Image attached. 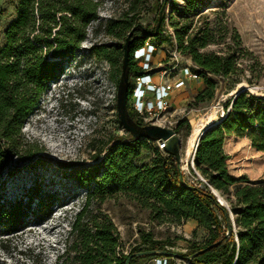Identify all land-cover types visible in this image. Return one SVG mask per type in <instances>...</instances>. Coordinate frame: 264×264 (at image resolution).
Masks as SVG:
<instances>
[{
    "label": "trees",
    "instance_id": "obj_1",
    "mask_svg": "<svg viewBox=\"0 0 264 264\" xmlns=\"http://www.w3.org/2000/svg\"><path fill=\"white\" fill-rule=\"evenodd\" d=\"M202 2L172 0L169 18L177 52L192 62V72L205 84L204 90L195 98L196 102L214 97L216 83L208 75L230 79L242 72L231 48L224 55L205 51L213 41L212 30L208 25L194 27ZM98 9L95 0L18 1L16 17L4 32V45H0V172L7 165L9 155L25 153L27 159L32 160L42 151L32 146L24 149V124L48 85L62 75L64 63L78 52L89 26L98 19ZM134 28L137 29L129 41L127 108L131 120L142 126L143 120L131 103L136 79L149 72L147 67L139 64L140 60L135 59V52L145 48L151 38L155 49L161 47L163 40L161 27L156 36V28L149 32V37L146 29L131 27L122 21L111 23L107 30L110 35L130 30L129 35ZM128 35L120 47L121 63L117 54L105 49L97 51L99 57L118 71V77H112L117 91ZM231 137L246 138L253 149L264 153V95L238 92L225 105V117L209 127L198 143L194 159L196 170L225 198L228 208L221 206L205 189L182 186L176 158L155 146H151L154 153L151 164L140 165L138 160L142 151L149 150L153 141H135L131 135L110 136L98 152L103 157L96 168L81 170L67 166L69 176L86 189L87 194L84 206L71 224L65 251L56 264H126L132 254L142 252L137 248L127 255L119 251L118 230L101 210V205L117 194L128 195L142 208L150 210L152 220L172 224L193 220L206 230L209 233L207 244L196 246L183 256L185 260L182 261L188 264H264V185L254 184L245 176L235 178L230 175L229 156L224 152V145ZM54 203V194L43 192L37 184L14 202L0 197L2 236L20 233L28 227L30 216L37 222L45 221L51 216ZM143 243L152 246L149 250H164L167 246L152 241L150 236H146ZM214 245L191 262L186 260ZM155 258L163 257L133 258L130 264ZM33 262L39 263V260L34 257Z\"/></svg>",
    "mask_w": 264,
    "mask_h": 264
},
{
    "label": "rangeland",
    "instance_id": "obj_2",
    "mask_svg": "<svg viewBox=\"0 0 264 264\" xmlns=\"http://www.w3.org/2000/svg\"><path fill=\"white\" fill-rule=\"evenodd\" d=\"M18 1L0 0L1 46L5 43V30L16 17ZM95 1L99 4L98 19L91 23L78 52L64 63L62 75L48 85L24 124V149L32 146L42 151L32 160H28L25 153L11 154L0 172V197L14 202L37 184L43 192L55 196L51 216L41 222L30 216L28 227L12 236L3 237L0 229V264H56L65 251L71 224L84 206L87 194V190L69 176L67 166L81 170L96 168L103 157L98 152L110 136L130 135L118 118L117 84L112 80L113 76L118 77V71L97 55L98 50L105 49L117 54L121 63L120 47L130 30L110 35L107 30L110 24L122 21L131 27L142 26L153 32L164 8L163 44L152 55L148 82L156 86L172 84L182 78L183 68L187 65L186 58L177 52L173 43L174 31L169 25L172 0ZM205 25L212 30L213 37L205 51L224 55L231 48L242 72L230 79L209 77L216 83V91L212 99L202 102H196L195 98L204 90L203 81L187 83L184 89L168 97L167 111L151 121L179 136L181 165L189 168V173L183 174L185 180L190 176L197 177V173L201 175L195 165L192 166V160L188 165L186 155L194 125L212 114L214 120L209 126L218 123L225 117V105L240 91L264 95V0H203L194 27ZM151 43L152 38L145 48ZM139 64L144 65V60L140 59ZM153 100L154 97L148 95L147 102L152 105ZM142 126L157 125L143 123ZM151 146L152 143L149 150L142 151L138 160L140 165L151 164L154 158ZM224 152L229 156L231 176H245L254 184L264 185V153L253 149L246 138H228ZM208 191L212 193L210 188ZM217 193L225 204L221 203L228 208L225 198ZM101 210L117 228L119 251L124 255L135 248L138 251L151 249L149 243H143L146 236L164 243L167 245L164 250L180 256L187 255L196 246L206 245L209 240V233L193 220L179 224L152 220L150 210L125 194L107 199ZM192 223L194 227L190 225ZM34 257L39 263L33 262Z\"/></svg>",
    "mask_w": 264,
    "mask_h": 264
},
{
    "label": "built area",
    "instance_id": "obj_3",
    "mask_svg": "<svg viewBox=\"0 0 264 264\" xmlns=\"http://www.w3.org/2000/svg\"><path fill=\"white\" fill-rule=\"evenodd\" d=\"M146 47V46H145ZM148 48H143L135 52V59L144 60V67L149 70V64L151 62L152 55L156 50L152 45L147 46ZM181 55V54H180ZM144 58V59H143ZM187 60V59H186ZM193 64L190 60H187L186 67L183 68L182 78L177 79L172 84L163 83L161 85H154L148 80L151 78L150 75L140 77L136 79V89L133 95V108L138 113L139 117L142 118L144 124L157 125L153 124L151 121L157 117V115L163 114L168 109V97L175 91L182 90L186 87L189 82H201L202 79L195 73L192 72ZM211 77V75H208ZM148 95L154 97L153 104L147 102ZM166 128V127H165ZM153 146L159 149L161 152H165L167 147L166 141L153 142ZM194 160H192V166H194ZM195 169V168H194ZM188 171L189 168L184 169L182 167V173ZM197 177L190 176L185 181L188 185L196 187L199 189H205L208 191V188L213 191V187L209 182L199 173ZM151 264H188L182 260H175L174 262L170 261L167 257L155 258Z\"/></svg>",
    "mask_w": 264,
    "mask_h": 264
},
{
    "label": "water",
    "instance_id": "obj_4",
    "mask_svg": "<svg viewBox=\"0 0 264 264\" xmlns=\"http://www.w3.org/2000/svg\"><path fill=\"white\" fill-rule=\"evenodd\" d=\"M164 12H165V9L163 8L161 13H160V16H159V20H158V24L156 26V32H155L154 36H156L158 34L159 29L163 23ZM140 27H142V26H140ZM136 29L137 28H134L132 30V32H130V34L128 35V37L126 39V43L124 45V60H123L122 75H121V81L119 84L118 99H117V111H118L119 121H120L122 127L128 132V134L131 135V137L135 141L140 140V139H145V140H149V141H153V142L166 141L167 147L165 149V152L169 155L174 156L177 160V166H178V169L180 171V184L182 186H185V187H192V186L188 185L183 178L182 165H181L182 164L181 141H180L179 136L173 130L162 128L159 126H138L131 120V118L128 115L127 104H128L129 59H130L129 41H130V39H131V37H132V35ZM147 36L148 37L151 36V33L148 32ZM209 127H211V126H208L207 128H205L203 130L201 136ZM201 136H200V138H201ZM200 138H199V140H200ZM199 140H198V143H199ZM198 143H197V146L195 148L193 160L195 159V154H196V150L198 147ZM212 194L217 198V196L214 194V192H212ZM217 200L221 206L226 207L225 205H223L219 201L218 198H217ZM231 219H232V222L234 223V216L232 213H231ZM230 232H231V230L229 229L228 233H227L228 236H229ZM215 246L216 245L211 246L207 249L198 251L197 253L193 254L192 256H189L186 260L188 262H191L195 257H197L198 255L204 254L206 251H208L209 249H211ZM147 256L171 257V258H176V259H180V260H185L183 258V256H180L176 253L169 252L167 250H148V251H142V252L132 254L130 256V258L127 260L126 264H130V262L133 258H141V257H147Z\"/></svg>",
    "mask_w": 264,
    "mask_h": 264
},
{
    "label": "bare ground",
    "instance_id": "obj_5",
    "mask_svg": "<svg viewBox=\"0 0 264 264\" xmlns=\"http://www.w3.org/2000/svg\"><path fill=\"white\" fill-rule=\"evenodd\" d=\"M205 118L200 119L196 124L194 123L195 125H194V128H193V131H192L190 137L188 138L187 145H186V155H187L188 165H189L190 161L193 160V155H194V152H195V148L197 146L198 140H199L203 130L205 128H207L213 122L214 114H212L210 116H207V119H205ZM187 168H188V166L185 165L184 169H187ZM212 192H214V194L221 200V201L219 200L220 202H223L222 198H220V196L218 195L217 191H215L213 189Z\"/></svg>",
    "mask_w": 264,
    "mask_h": 264
},
{
    "label": "crops",
    "instance_id": "obj_6",
    "mask_svg": "<svg viewBox=\"0 0 264 264\" xmlns=\"http://www.w3.org/2000/svg\"><path fill=\"white\" fill-rule=\"evenodd\" d=\"M192 222H194V223H196L195 221H192ZM194 223H192V224H190L192 227H194ZM145 263L144 264H151L152 262H153V259H150V260H146V261H144Z\"/></svg>",
    "mask_w": 264,
    "mask_h": 264
}]
</instances>
